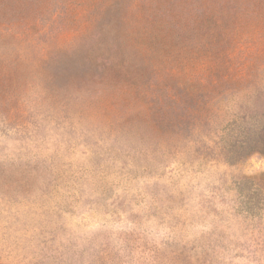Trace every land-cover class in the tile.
<instances>
[{"label": "rangeland", "instance_id": "obj_1", "mask_svg": "<svg viewBox=\"0 0 264 264\" xmlns=\"http://www.w3.org/2000/svg\"><path fill=\"white\" fill-rule=\"evenodd\" d=\"M256 128L264 0H0V264H264Z\"/></svg>", "mask_w": 264, "mask_h": 264}, {"label": "trees", "instance_id": "obj_2", "mask_svg": "<svg viewBox=\"0 0 264 264\" xmlns=\"http://www.w3.org/2000/svg\"><path fill=\"white\" fill-rule=\"evenodd\" d=\"M97 51L99 53H97ZM97 53V54H96ZM94 66H90L88 72L93 68L94 76H91L92 82L96 84H116L126 83L134 85V80H131V76L128 75L132 71L131 67L123 66L122 56H110L109 54L101 53L100 50H96ZM111 73L113 76H111ZM73 77L78 79L83 78V74L77 71H72ZM192 96V95H191ZM189 96V97H191ZM259 129L256 128V131ZM254 136L258 137L256 144L250 148V151H255L260 154H264V129H260Z\"/></svg>", "mask_w": 264, "mask_h": 264}]
</instances>
